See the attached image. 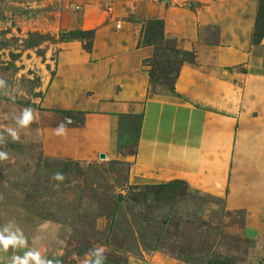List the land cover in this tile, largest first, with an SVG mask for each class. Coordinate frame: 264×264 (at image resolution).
<instances>
[{"label": "rangeland", "instance_id": "1", "mask_svg": "<svg viewBox=\"0 0 264 264\" xmlns=\"http://www.w3.org/2000/svg\"><path fill=\"white\" fill-rule=\"evenodd\" d=\"M242 1L255 10L256 26L264 0ZM111 7V0H0V79L6 81L0 151L9 156L0 161V229L13 221L27 239L23 248L0 249V264L33 249L54 264H264V216L231 212L224 199L183 181L132 183L122 160L74 159L60 151L56 126L65 117L74 121L67 128L84 119L81 111L55 107L81 106L84 97L64 104L49 96L63 44H83L63 33L78 30L75 21L84 12ZM254 32L252 55L261 59L264 34L255 44ZM58 80L74 90L80 84L67 67ZM26 108L35 121L19 128L14 117ZM56 172L64 174L62 182L51 178Z\"/></svg>", "mask_w": 264, "mask_h": 264}, {"label": "crops", "instance_id": "2", "mask_svg": "<svg viewBox=\"0 0 264 264\" xmlns=\"http://www.w3.org/2000/svg\"><path fill=\"white\" fill-rule=\"evenodd\" d=\"M111 3L75 21L95 31L91 52L71 40L59 54L49 96L64 104L84 97L81 106H55L84 113L83 124L57 137L60 151L86 160L104 153L129 165L132 183L183 181L231 212L262 218L264 58L252 55L255 10L242 0ZM157 19L166 40L196 55L180 70V96L151 81L145 63L155 47L139 44L145 23ZM64 67L80 83L75 90L59 85Z\"/></svg>", "mask_w": 264, "mask_h": 264}, {"label": "trees", "instance_id": "3", "mask_svg": "<svg viewBox=\"0 0 264 264\" xmlns=\"http://www.w3.org/2000/svg\"><path fill=\"white\" fill-rule=\"evenodd\" d=\"M64 35L75 36L83 40V48L91 52L94 43V30H72ZM264 34V2H261L255 32L254 43L259 44ZM71 41V40H66ZM164 43V45H162ZM141 46H154L155 53L146 61L149 67L151 81L166 87L169 91L180 96L175 89L180 70L185 63H195L196 55L192 51L182 50L176 47L172 41L166 40L164 35V21L161 19L149 20L144 25L140 37ZM69 112V111H64ZM178 182V181H174ZM182 182V181H181ZM173 183V182H171Z\"/></svg>", "mask_w": 264, "mask_h": 264}, {"label": "clouds", "instance_id": "4", "mask_svg": "<svg viewBox=\"0 0 264 264\" xmlns=\"http://www.w3.org/2000/svg\"><path fill=\"white\" fill-rule=\"evenodd\" d=\"M5 86L6 81L0 79V88H4ZM33 111L34 110L31 108H26L19 116L14 117L19 128H27L35 121ZM72 123H74V121L71 117H65L64 120L54 129L55 134L57 136H65L67 134V125ZM6 132L12 138L13 142H18L20 140L19 133L15 128L9 127L6 129ZM5 143V136L3 133H0V144ZM8 159V153L0 151V161H6ZM51 178L62 182L65 179V176L61 172H56ZM6 225V227L0 229V249L6 252L9 248L18 249L25 247L27 245V239L24 236L23 231L13 221L8 222ZM13 227L15 230H13ZM102 251L103 248H100L98 254ZM10 264H54V262L47 258H42L41 253L33 249L25 252L23 256L13 255L10 257ZM85 264H87V262H85ZM97 264H99V262H97Z\"/></svg>", "mask_w": 264, "mask_h": 264}, {"label": "water", "instance_id": "5", "mask_svg": "<svg viewBox=\"0 0 264 264\" xmlns=\"http://www.w3.org/2000/svg\"><path fill=\"white\" fill-rule=\"evenodd\" d=\"M100 157H101L102 159H104V158H106V155H105L104 153H102V154L100 155Z\"/></svg>", "mask_w": 264, "mask_h": 264}]
</instances>
